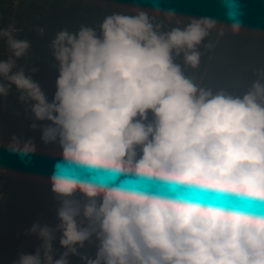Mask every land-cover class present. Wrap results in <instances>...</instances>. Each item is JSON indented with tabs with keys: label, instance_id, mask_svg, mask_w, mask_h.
Wrapping results in <instances>:
<instances>
[{
	"label": "clouds",
	"instance_id": "obj_1",
	"mask_svg": "<svg viewBox=\"0 0 264 264\" xmlns=\"http://www.w3.org/2000/svg\"><path fill=\"white\" fill-rule=\"evenodd\" d=\"M220 3L238 34L237 0ZM153 9L162 20L133 7L57 32L51 100L23 67L13 70L29 41L0 29L12 52L0 60V96L14 85L30 102L29 127L60 156L49 178L58 223H33L41 243L14 264H69L70 255L83 264H264V69L241 94L203 86L185 72L225 27ZM10 141L21 158L36 150L30 138ZM57 238L64 251L54 258ZM85 244L93 256L79 251Z\"/></svg>",
	"mask_w": 264,
	"mask_h": 264
},
{
	"label": "trees",
	"instance_id": "obj_2",
	"mask_svg": "<svg viewBox=\"0 0 264 264\" xmlns=\"http://www.w3.org/2000/svg\"><path fill=\"white\" fill-rule=\"evenodd\" d=\"M154 3L163 10L174 9L182 19L213 17L225 27L223 36L212 30L198 48L202 53L205 44L209 41L213 44L204 52L208 58L202 72L196 74L203 86L241 94L258 78L257 71L264 69V0H237L242 13L238 34L228 27L226 9L220 0H0V29L11 27L15 39L29 41L26 55L13 57L16 61L13 70L23 67L51 100L58 72L50 45L57 32L64 28L74 32L81 25L98 27L106 15L132 14L128 10L133 7L162 20L163 15L154 12ZM9 57L12 52L7 40L0 37V60ZM177 62L182 63L179 58ZM195 71L188 68L185 74L193 75ZM20 94L10 85L7 95L0 96V264H14L21 254H31L40 245L38 237L28 232L33 223L52 227L58 223V202L51 192L49 178L54 163L60 159L59 149L43 143L39 127L36 130L29 127L34 122L30 102L21 101ZM13 136L32 139L35 152L21 158L7 151ZM53 248L54 258L64 251L58 238ZM79 251L93 256L95 247L85 244ZM68 261L83 264L78 256L70 255Z\"/></svg>",
	"mask_w": 264,
	"mask_h": 264
},
{
	"label": "rangeland",
	"instance_id": "obj_3",
	"mask_svg": "<svg viewBox=\"0 0 264 264\" xmlns=\"http://www.w3.org/2000/svg\"><path fill=\"white\" fill-rule=\"evenodd\" d=\"M204 52H206V50H204L202 53H201V57L202 58H200V64H199V67L197 68V69H195L196 71H195V73L193 74L194 76H195V78H196V80L198 81V77L196 76V74L197 75H200V73L202 72V70H203V68H204V66H205V62L207 61V58H208V54L207 55H205L204 54ZM0 160H1V158H0Z\"/></svg>",
	"mask_w": 264,
	"mask_h": 264
}]
</instances>
